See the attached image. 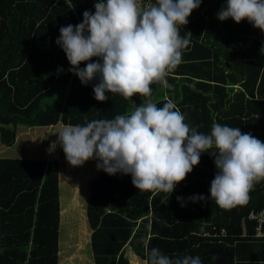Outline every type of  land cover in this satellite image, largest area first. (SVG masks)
Returning a JSON list of instances; mask_svg holds the SVG:
<instances>
[{"label":"trees","instance_id":"obj_1","mask_svg":"<svg viewBox=\"0 0 264 264\" xmlns=\"http://www.w3.org/2000/svg\"><path fill=\"white\" fill-rule=\"evenodd\" d=\"M96 2L0 0V143L5 147L15 143L18 126L112 119L162 90L153 83L149 97L106 93L108 100L98 102L92 91L96 81L82 85L68 71L65 53L55 43L59 28L82 22V13L94 11ZM224 3L202 0L181 26L182 36L191 33V43L182 50V63L166 76L173 87L165 92L198 131L210 132L215 120L264 142V33L246 20L219 21ZM151 102L159 107L167 101ZM215 171L213 157L202 154L171 194L137 190L130 175L101 171L89 181L85 201L92 263L128 264L130 254L146 263L149 249L157 247L173 257L199 256L202 264H240L239 248L257 241L247 215L264 210V181L255 184L246 203L231 208L212 200L181 207L176 199L207 197ZM60 173L56 159H0V264L60 263L58 251L71 245L68 235L60 241Z\"/></svg>","mask_w":264,"mask_h":264},{"label":"clouds","instance_id":"obj_2","mask_svg":"<svg viewBox=\"0 0 264 264\" xmlns=\"http://www.w3.org/2000/svg\"><path fill=\"white\" fill-rule=\"evenodd\" d=\"M97 0L94 11L85 10L82 22L61 26L55 43L65 53L69 72L82 85L92 81L94 99L108 100L109 93L125 99L139 94L149 97L150 85L172 89L166 76L182 63V50L191 43L190 32L180 34L202 0ZM219 21L246 20L264 33V0H226L218 10ZM260 53L264 55V43ZM93 58H96L93 60ZM81 62H86L83 68ZM157 106L151 101L130 114L112 119L86 121L83 125H61L48 153L62 149L70 167L96 160V169L112 176L130 175L141 191L171 194L179 182L199 164L201 155L213 157L214 178L208 196H177L185 202H207L220 208L246 203L256 183L264 181V142L239 127L211 123L210 132L186 123L171 98ZM146 264H202L199 256L175 257L152 247Z\"/></svg>","mask_w":264,"mask_h":264},{"label":"crops","instance_id":"obj_3","mask_svg":"<svg viewBox=\"0 0 264 264\" xmlns=\"http://www.w3.org/2000/svg\"><path fill=\"white\" fill-rule=\"evenodd\" d=\"M157 94H160L161 99H163V97L166 98H170L166 92H165V88L162 87V90L160 92H157ZM156 94V95H157ZM62 124H57L55 126L52 127H34V128H27L24 126H18L16 128V139L21 136H31L32 138V142L30 141V143H32L34 145L33 148H37L36 146H41L40 143V139L43 135L45 136H49V140L47 143V146L44 147V151H47V149L49 148V145L56 140V135L55 133L57 132V130L61 127ZM59 147L56 148V150L53 152L52 157H49L47 160H51V159H56L57 161H59L58 157H54V155L58 152ZM34 152V151H33ZM37 153H35L34 155V159L36 158ZM48 154V151L46 152V156ZM65 156V155H64ZM38 160V159H37ZM96 160H89L87 161V163L81 167H76L77 169H73V168H69V169H62L61 168V173H60V177H59V186H60V190L61 192H64L66 187L69 188L70 185H74V190L73 193H75V198L77 199V195L84 199L86 201L87 196H88V192H87V185L89 183V181L91 180L92 176H95L96 174H99L101 171H98L96 169ZM79 169V170H78ZM72 190V188H71ZM60 192V213H66L63 212L64 208H62V205H64L65 207H70V201L67 202L66 199L63 200V196L61 195ZM82 203L84 202L83 200H81ZM75 202V199H74ZM76 202H75V206H76ZM73 211L76 209L72 208ZM70 211L69 213L71 214ZM75 215H77L78 213H80L82 210L78 208V211L75 212ZM73 215V213L71 214ZM70 216V215H69ZM77 223L71 224V222L66 221V224H63L60 221V229H59V234H60V241L63 239V235H68L66 234V232L68 231L69 233L74 232L73 234L68 235L70 238L67 240V242L70 241L69 244L75 247V245L77 246L78 242L75 239V236L78 237L80 234L78 233V235H75L76 232L74 229H77ZM87 233V232H85ZM89 235V233H88ZM63 236V237H62ZM62 237V238H61ZM85 237H87V234L85 235ZM88 241V240H87ZM249 246L247 247H240L239 248V253L241 256V263L240 264H264V241H254V242H250L248 243ZM79 246V245H78ZM75 253H70L69 258H74V261L77 259V249L75 248ZM76 255V256H74ZM239 256V257H240ZM64 263L62 264H73V261H71L70 259H68V262H66V259L63 260ZM138 261H141L138 259ZM144 262V261H142Z\"/></svg>","mask_w":264,"mask_h":264},{"label":"rangeland","instance_id":"obj_4","mask_svg":"<svg viewBox=\"0 0 264 264\" xmlns=\"http://www.w3.org/2000/svg\"><path fill=\"white\" fill-rule=\"evenodd\" d=\"M62 98V97H59ZM160 98V94H155L153 96V98L151 99V101H155L158 100ZM49 140V136H45L43 135L40 139V143L41 146H36L37 148H33L34 145L32 143H30V141L32 142V138L31 136H19L15 143L11 146V147H5L4 145H2L0 143V159H28V160H36V159H44L47 160L49 157H52L53 153H48L46 156V152L44 151V147L47 146ZM34 151V152H33ZM35 153H37L36 158L34 159V155ZM54 157H58L59 159V163H60V167L62 169L66 168L69 169L70 166L68 165V163L66 162L64 153L62 151V149L59 148L58 152L54 155ZM51 160H55V159H51ZM87 162H85L86 164ZM84 164V165H85ZM73 169H77L76 167H71ZM79 170V169H78ZM98 174H96L95 176H92L91 179H94ZM72 188V190H71ZM74 190V185H70L69 188L66 187L64 192H61V195L63 196V200L66 199L67 202L70 201V207L68 206L65 207L64 205H62V208H64L63 212L66 213H60V221L63 224H66V221H70L71 224L74 225V223H77V229H74L76 234L78 235V233L80 234L76 240L78 242L77 246L75 245V247L68 246L67 249H69L70 251L67 252L66 254H62L63 251H66L67 249H65V246H63L62 248H60V250L58 251V254H61V258L60 259V263L62 264V260H64V258L66 259V262H68V259H70L71 261H73V264H93L92 263V257H91V250L88 244V238L85 237L86 234H88L89 229L87 227V222H86V217H85V200L80 198L77 195V199L75 198V193H73ZM76 202V206H75V202ZM83 200L84 202L82 203ZM72 208H75L77 212L78 208L81 209L82 211L80 213H78L77 215H75L74 211ZM71 212V214L73 213V215H71L69 212ZM70 215V216H69ZM60 221H59V229H60ZM87 232V233H85ZM74 232L69 233L68 231L66 232V234L70 235L73 234ZM69 238V237H68ZM79 245V246H78ZM75 248L77 249V252L79 253L77 260L74 261L75 257L73 258H69L70 253H75ZM77 253V254H78ZM76 256V255H74ZM128 264H146L145 262L142 261H138V257L133 256V254L128 255Z\"/></svg>","mask_w":264,"mask_h":264},{"label":"built area","instance_id":"obj_5","mask_svg":"<svg viewBox=\"0 0 264 264\" xmlns=\"http://www.w3.org/2000/svg\"><path fill=\"white\" fill-rule=\"evenodd\" d=\"M142 5H146L148 3H154V0H138ZM166 99V97H165ZM247 221L253 224V238L256 240H263L264 239V210L261 211H250L247 215ZM224 234V232H221ZM205 236H213L215 237L216 234H204Z\"/></svg>","mask_w":264,"mask_h":264}]
</instances>
